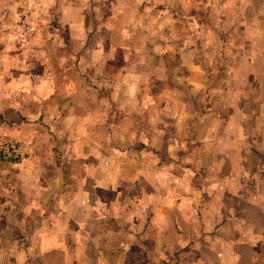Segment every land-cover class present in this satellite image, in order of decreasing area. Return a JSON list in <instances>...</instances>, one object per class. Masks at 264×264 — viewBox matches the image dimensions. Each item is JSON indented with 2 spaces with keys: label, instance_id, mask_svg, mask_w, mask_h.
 <instances>
[{
  "label": "crops",
  "instance_id": "1",
  "mask_svg": "<svg viewBox=\"0 0 264 264\" xmlns=\"http://www.w3.org/2000/svg\"><path fill=\"white\" fill-rule=\"evenodd\" d=\"M54 2L21 46L0 14V127L24 141L22 171L0 175V218L24 214L0 222V264H264V130L232 126L222 64L191 43L264 37L256 0ZM214 5L220 18L175 31ZM15 177L35 195L13 210Z\"/></svg>",
  "mask_w": 264,
  "mask_h": 264
},
{
  "label": "rangeland",
  "instance_id": "2",
  "mask_svg": "<svg viewBox=\"0 0 264 264\" xmlns=\"http://www.w3.org/2000/svg\"><path fill=\"white\" fill-rule=\"evenodd\" d=\"M258 1L261 3H259ZM2 6L4 7V11L0 14H6L9 12L14 18H17L16 37H15L17 46L25 45L26 43H28L32 34L35 31L34 21L36 22L37 25V22L38 23L42 22L44 18L55 17L57 11L56 10L57 4H55L54 0H30L27 4H25V6L19 5L17 8L12 7V5L5 4L4 2ZM252 7L255 9V11L264 12V0H256L255 4L252 5ZM175 8L176 11L179 14H181L182 12L181 9L179 10L178 6H175ZM141 9L142 8H139V10L138 9L135 10V14H139ZM216 9L217 8L214 5L210 10L211 15H208L209 13H205L204 11L203 15L201 16L198 12H195L193 9L190 10L188 12V16L189 14H191V16H193V14H196V17L193 18V20L192 18L189 17L190 20L188 21L176 23L175 31L178 32L181 28L186 29L188 31L195 30V27L197 28V24L193 23L194 20L200 22L203 18L202 20L203 22H209V17L211 19L215 17L220 18V16L218 15L219 12L217 13ZM24 15H27L29 17L34 29H33V33L27 39V41L22 42L20 40V35H19L20 29L18 24L20 22L21 17ZM244 32L245 30H242L240 25V29L235 34L236 37H228V34H230L229 31L226 32L225 30H222V38L220 39L209 37L207 39L208 43L207 40H203V41L201 40L200 42V40L198 39L192 40L191 43L193 42V47L200 49V54L197 55V58L201 59L202 61L209 62L207 63V67L209 66L208 64L214 66V64H217L216 62H218V65L222 64L221 72H217V74H220L219 79L221 81L219 88H217V90L219 91L218 92L219 95L222 96L221 97L222 102L220 103V107L224 110L225 114H228L230 112L229 111L230 109L235 108L232 105L231 98L237 100L239 104V118L235 119V121L234 120L232 121L233 123L232 126L235 124H239L241 127L244 128L248 126L250 129H253L256 132H258L260 129L264 130V37H248L244 35ZM252 32L253 33L251 34V36H257L260 34L256 29H254ZM180 41L181 43H184L186 45L190 44V41H185V39ZM186 58L189 57L187 56ZM237 69H239L238 76H237ZM209 74L211 79L213 78L215 73L211 71L209 72ZM237 77L238 80L236 81ZM211 93H213L212 90ZM230 120H232V118L223 119L221 125H228ZM15 130L19 132L28 131V130H22L20 128ZM18 135L22 136L23 134H18ZM32 135L39 142L40 135L39 134H32ZM10 136H11V132H7L6 130H4L3 127H0V140L2 139L17 140L23 149L22 143H24V141H22L21 138H18L19 139L18 140L16 139L17 137L13 138ZM43 137H44L43 144H47V143L52 144L59 141L52 131L48 132V134L46 135H43ZM31 145H36V144L34 143V141H32ZM20 160H22V158L13 160L14 162L10 160H5L2 157L0 150V175L1 174L12 175L14 173H19L20 171H22L23 168L18 166L19 165L18 162ZM9 162L18 163V164L8 165L7 163ZM12 184L16 186V188L14 189V193H16L15 200H12L14 204L12 206H15L13 210H16V208L18 209V206L27 203V201L24 200V197H26L30 193L29 190H31V193H33L34 195L35 193L34 190L30 187V185L26 184V182L20 178L18 179L16 177L13 178ZM18 187H21L19 191H18ZM23 188H25L24 191H29V192L27 194H24ZM23 216L24 214L22 215V213H16L15 215H11V216L3 215L0 218V222L5 224V229L7 228V225H9V228L10 226H14L11 228H15L20 223L14 224L15 223L14 219L19 220V222H22ZM27 218L30 219V215H28ZM0 233H2V231ZM7 233L10 236V238H14L17 242H22V240L24 239V235L25 234L28 235L30 232L20 231L19 229H14V230L10 229Z\"/></svg>",
  "mask_w": 264,
  "mask_h": 264
},
{
  "label": "built area",
  "instance_id": "3",
  "mask_svg": "<svg viewBox=\"0 0 264 264\" xmlns=\"http://www.w3.org/2000/svg\"><path fill=\"white\" fill-rule=\"evenodd\" d=\"M18 26L20 29L19 31L20 40L22 42L27 41V39L33 33V29H34L29 17L27 15L22 16ZM0 150L2 157L5 160L13 161L22 158L23 156V149L17 140H12V139L0 140Z\"/></svg>",
  "mask_w": 264,
  "mask_h": 264
}]
</instances>
